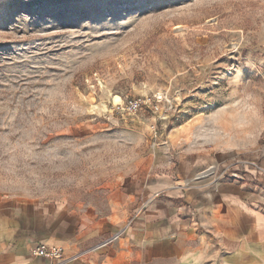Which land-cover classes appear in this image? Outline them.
Returning a JSON list of instances; mask_svg holds the SVG:
<instances>
[{
  "label": "rangeland",
  "instance_id": "374dc122",
  "mask_svg": "<svg viewBox=\"0 0 264 264\" xmlns=\"http://www.w3.org/2000/svg\"><path fill=\"white\" fill-rule=\"evenodd\" d=\"M182 140L264 167V0H0L1 199L102 205Z\"/></svg>",
  "mask_w": 264,
  "mask_h": 264
},
{
  "label": "crops",
  "instance_id": "0c3cea01",
  "mask_svg": "<svg viewBox=\"0 0 264 264\" xmlns=\"http://www.w3.org/2000/svg\"><path fill=\"white\" fill-rule=\"evenodd\" d=\"M231 156L168 142L97 206L0 198V264H49L38 245L65 264H264V179L220 175Z\"/></svg>",
  "mask_w": 264,
  "mask_h": 264
},
{
  "label": "built area",
  "instance_id": "2783aa9c",
  "mask_svg": "<svg viewBox=\"0 0 264 264\" xmlns=\"http://www.w3.org/2000/svg\"><path fill=\"white\" fill-rule=\"evenodd\" d=\"M138 107V104H130L128 108H125L126 113L135 114L138 110ZM152 128L155 129V126ZM241 169L242 171H240ZM247 169H252L251 171H255L256 174H260V176L264 179V167L257 165L253 161L244 162L240 160H234L233 163L222 164L220 170L217 171L221 173L220 175L227 173L229 178L232 180H242V174H245ZM260 183L263 184L264 181H261ZM30 254L33 258L49 261V264H65L69 261V259L64 258L63 249L58 246L38 245L30 251Z\"/></svg>",
  "mask_w": 264,
  "mask_h": 264
}]
</instances>
